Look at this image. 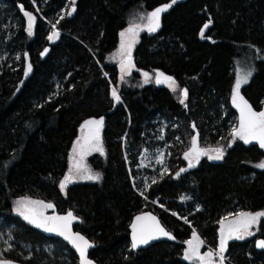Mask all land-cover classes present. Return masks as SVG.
Listing matches in <instances>:
<instances>
[{
	"label": "trees",
	"instance_id": "trees-1",
	"mask_svg": "<svg viewBox=\"0 0 264 264\" xmlns=\"http://www.w3.org/2000/svg\"><path fill=\"white\" fill-rule=\"evenodd\" d=\"M170 2L75 0L69 16L71 0H0V231L6 236L0 259L79 264L63 239L15 212L25 197L51 203L52 216L72 210L99 264H194L183 257L194 231L204 251H218L220 221L264 210V168L256 167L264 149L238 138L228 147L237 120L231 101L237 58L252 55L254 72L241 92L254 110L264 107V0L177 1L161 14L156 32L141 33L136 69L121 83L118 65L109 61L121 31L140 10ZM25 12L36 18L31 35ZM52 24L62 32L54 43ZM155 70L174 77L187 98L156 80L139 83L141 71ZM101 117L106 154L90 158L101 179L61 190L81 124ZM192 121L203 144L227 146L222 161L204 158L188 167ZM162 149L164 169L140 165L147 152ZM180 169L187 170L177 177ZM145 210L158 214L177 241L132 249L129 225ZM259 237L264 218L250 239L229 241L226 256L234 264H264Z\"/></svg>",
	"mask_w": 264,
	"mask_h": 264
},
{
	"label": "snow or ice",
	"instance_id": "snow-or-ice-1",
	"mask_svg": "<svg viewBox=\"0 0 264 264\" xmlns=\"http://www.w3.org/2000/svg\"><path fill=\"white\" fill-rule=\"evenodd\" d=\"M177 0H171L168 5L157 8L154 11L147 14V25L145 26L148 32H155L160 26V14L167 11ZM72 7L67 12L70 16L75 12V0H71ZM28 17V34H32L33 22L35 17L28 12H25ZM143 18V17H142ZM63 19V16L60 17ZM58 23V21H57ZM208 24L203 27L207 29ZM57 25L52 24V33L48 36V40L52 41L58 39L60 32L56 30ZM144 30L141 25L133 24L128 27L125 31L120 33L121 43L120 49L117 53L120 57V80L125 79V74L130 75V69L134 66L131 60V49L137 42L139 32ZM201 36H203V30L201 31ZM47 49H45V53ZM28 70H31V65H28ZM27 75V72L25 73ZM252 75L251 70L241 73L237 76L234 91L232 95L233 105L239 109V123L234 127L230 133L232 141L229 142L228 147H231L232 143L238 138L245 144H250L252 142H257L259 147L264 149V110L255 111L252 106L248 103L246 99L241 95L240 89L242 85L247 84ZM145 83L148 82L149 75L144 73ZM167 82L171 87L172 91H176L178 85L174 78L170 76H165L164 73L159 72L156 74V83ZM187 89L181 90V95L184 99L187 98ZM111 95L113 99L117 102L120 101V96L117 93L116 88H112ZM181 100V103L184 102ZM103 118L99 119H89L83 123L81 126V137L76 140L75 145L72 148V167L69 169V173L65 176L64 180L60 183L61 190H64L68 183L72 182L75 178L99 181L101 175L99 173H93L90 168L84 164L85 156L91 154L92 152H99L101 155L104 154V149L102 146V140L100 136L101 129L103 127ZM195 127V125H193ZM214 153V154H210ZM201 155H207L209 159L221 160L224 155V148L217 147L215 149L202 150L197 147V141L194 138L192 141V149L185 153V159L189 161L188 167H194L195 164L193 160L197 163ZM159 163H163L161 158ZM256 167L264 168V162L257 164ZM187 169H180L176 173L178 177L181 172ZM167 169L165 168V172ZM155 182V181H153ZM143 195V193H141ZM16 211L29 223L34 224L38 228H44L48 232H58L65 239L69 240L71 244L78 250L81 264H92V262L87 257V251L93 245L79 233H73L71 230V224L78 218L69 211L64 216H46L44 214V209L53 208L52 204H45L42 201H32L28 199H21L16 202ZM237 218L235 220L228 221L227 224L224 220H228L225 217L224 220L220 221V244L218 251H213L209 249L205 254L200 253V247L203 241L199 239L195 232H193L192 239L186 241L188 245L187 251L184 253V259L188 261H198L199 264H216L215 257L219 258V264H224V252L226 250V245L229 240L237 239L243 240L247 236H251L254 233L251 231L253 225H256L259 218L264 216V212L250 213V212H240L236 214ZM187 222V221H186ZM132 228V249H136L141 245H147L151 240H155L160 236L168 237L169 239H175L167 232L159 223L155 216L151 214L140 215L135 218V222L131 225ZM258 247L264 248V240L258 242ZM0 264H11L10 261L0 260Z\"/></svg>",
	"mask_w": 264,
	"mask_h": 264
},
{
	"label": "rangeland",
	"instance_id": "rangeland-1",
	"mask_svg": "<svg viewBox=\"0 0 264 264\" xmlns=\"http://www.w3.org/2000/svg\"><path fill=\"white\" fill-rule=\"evenodd\" d=\"M177 1H180V0H177ZM147 11L146 10H140L139 11V16H132L131 18H130V24L127 26V28L128 27H130V26H132L133 24H139V25H141V27L144 29V30H142V31H140L139 32V35H138V38H137V42L134 44V46L132 47V49H131V60H132V64L134 65L131 69H130V72H131V74H132V72L136 69V66H135V64H134V61H133V52H134V50H135V47H136V45L138 44V42H139V40H140V38H141V33L143 32V31H147V29H146V25H147V23H148V21H147ZM34 16V15H33ZM143 17V18H142ZM26 18H27V21H28V17L26 16ZM35 22H36V18H35V20H34V22H33V30H34V26H35ZM127 28H125V29H123L122 31H125ZM33 30H32V33H33ZM205 30L206 29H204L203 28V33L205 32ZM121 31V32H122ZM148 32V31H147ZM156 32V31H155ZM148 33H152V32H148ZM120 43H121V37H120V42H119V45H118V47L112 52V53H110V55H109V61L110 62H112V63H115V64H117L118 65V68H119V71H120V57H119V55H117V53H118V51H119V49H120ZM254 68H255V66H254V59H253V57H252V55H249V54H247V55H244V56H242V57H240V58H237V60H236V71H237V76L239 75V74H241V73H244V72H247V71H249V70H251V72H252V74H253V72H254ZM160 71H157V70H155V71H153V72H146V71H141V78H140V84H148V83H151V82H154V80H156V74L157 73H159ZM144 73H148V75H149V79H148V82L147 83H145V76H144ZM163 73V72H162ZM130 74V75H131ZM165 74V73H164ZM107 75V74H106ZM120 75H121V72H120ZM130 75H128V74H125V79L123 80V81H121V83H127L128 82V77L130 76ZM165 76H170V75H168V74H165ZM170 77H172V76H170ZM172 78H174V77H172ZM236 79H237V77H236ZM174 80L176 81V84L178 85V88H177V90L175 91V93L176 94H178V95H180L181 94V88H180V86H179V84H178V82H177V80L174 78ZM236 82V81H235ZM161 85H164V86H167V87H169L170 89H171V87L169 86V84L167 83V82H165V83H160ZM234 86H235V84H234ZM244 85H242V87H243ZM242 87H241V89H242ZM116 88V90H117V93H118V95H120L119 94V88L118 87H115ZM241 89H240V93H241V95H242V92H241ZM172 90V89H171ZM233 91H234V87H233ZM174 92V91H173ZM232 95H233V92H232ZM243 96V95H242ZM245 99V98H244ZM231 101H232V97H231ZM249 103V102H248ZM233 104V103H232ZM234 106V105H233ZM234 108H235V110H236V114H235V118L237 119V120H235V123H234V125H233V127H232V129L234 128V127H236L237 125H238V123H239V115H240V113H239V109H237L235 106H234ZM262 110H264V107H263V109ZM256 111V110H255ZM194 134V133H193ZM193 137V136H192ZM101 140H102V146H103V149H104V154L103 155H101L99 152H92L91 154H89V155H87V156H85V158H84V164L88 167V168H90L91 169V171L93 172V173H97L94 169H93V166L91 165V160H90V158L93 156V155H95V154H98V155H101V156H105V154H106V151H105V147H104V142H103V139H102V137H101ZM252 143H254V142H252ZM257 143V142H256ZM125 145V142H124V144H123V146ZM192 146V139H191V142H190V146H189V148H188V152H189V149H190V147ZM200 146L201 147H203V149L204 150H208V151H210L211 149H215V148H217V147H223L224 148V155H223V158H224V156H225V154H226V150H227V146L225 145V144H220V145H215V146H209V145H207V144H203L202 143V141H201V139H200ZM124 151H125V148H124ZM210 154H214V153H211L210 152ZM163 159V163H159L158 161L160 160V159ZM204 158H207V159H209V157L207 156V155H204V157H203V159ZM222 158V159H223ZM164 159H165V149H162V150H159V151H157L156 153H154V154H152V153H146L145 155H144V159H142L141 160V162H140V165L142 166V167H148V168H156L158 165H163V169H164V164H165V161H164ZM222 159L221 160H214V159H209V160H212V161H222ZM196 161L195 160H193V163H195ZM264 162V161H263ZM189 163V162H188ZM262 163V162H261ZM72 167V151H71V155H70V164H69V169ZM164 170H162V171H160V172H163ZM68 173H69V171H68ZM68 175V174H67ZM81 182H96V181H93V180H86V179H80V178H75V179H73V181L72 182H70V183H68L67 185H69V184H72V183H81ZM21 199H28V200H32V201H42V200H38V199H34V198H29V197H25V198H20V199H17V201L18 200H21ZM16 201V202H17ZM42 202H44L45 204H51V203H49V202H45V201H42ZM16 207H17V205H16V203H15V206H14V210H15V212L18 214V215H20L17 211H16ZM52 208H48V209H44V214L46 215V216H52L55 212H53L52 210H51ZM240 212H250V213H253V214H255V213H259V212H264V210H259V211H254V212H252V211H240ZM239 212V213H240ZM21 216V215H20ZM22 217V216H21ZM237 218V216L236 215H234V216H230V217H228V220H224V223L225 224H227L228 223V221H230V220H235ZM262 218H264V216H262V217H260L259 218V221H258V223L256 224V225H253V227H252V229H251V231L254 233L253 235H251V236H247L245 239H243V240H247V239H250L251 237H253L255 234H256V232H257V229H258V226H259V224H260V221H261V219ZM27 221V220H26ZM28 222V221H27ZM30 224H32V223H30ZM32 225H34V224H32ZM35 226V225H34ZM42 229H44V228H42ZM220 229H221V225H220ZM195 233H196V235L199 237V239L200 240H202L201 239V237L199 236V234L196 232V231H194ZM192 237H193V233H192V235H191V237L188 239V240H190V239H192ZM219 237H220V231H219ZM6 239V236H5V233L4 232H2V231H0V241H2V240H5ZM188 240H186V241H188ZM232 240H237V239H232ZM185 241V242H186ZM229 241H231V240H229ZM228 241V242H229ZM227 242V243H228ZM185 245H186V248H185V250H184V253L187 251V248H188V245L185 243ZM205 245V243L203 242V244H202V246L200 247V253L201 254H205L206 252H208L209 250H207V251H204L203 250V246ZM208 249H211V248H208ZM226 252H227V245H226V250H225V252H224V255L226 256ZM183 257H184V255H183ZM227 257V256H226ZM227 260H230L228 257L226 258ZM191 262H195V263H197V264H199V262L198 261H191Z\"/></svg>",
	"mask_w": 264,
	"mask_h": 264
},
{
	"label": "water",
	"instance_id": "water-1",
	"mask_svg": "<svg viewBox=\"0 0 264 264\" xmlns=\"http://www.w3.org/2000/svg\"><path fill=\"white\" fill-rule=\"evenodd\" d=\"M166 5H168V4H166ZM163 6H165V5H163ZM162 6V7H163ZM169 9V8H168ZM167 9V10H168ZM165 12V11H164ZM164 12H162V13H164ZM161 13V14H162ZM161 14H160V16H161ZM57 30V29H56ZM59 31V30H58ZM60 32V31H59ZM61 33L62 32H60V36H59V38L58 39H56V42L60 39V37H61ZM55 41H51V43H54ZM103 118V121H104V123H105V117H102ZM89 119H98V118H89ZM89 119H86L85 121H87V120H89ZM84 121V122H85ZM83 122V123H84ZM83 123L81 124V126L83 125ZM104 123H103V125H104ZM193 125H195V127H193ZM81 126H80V131H81ZM191 128H192V130H193V137H192V141H193V139L195 138L196 139V141H197V147L199 148V149H202V150H204L203 149V147H201L200 146V132H199V129H198V127L196 126V124H195V122H191ZM192 149V146L190 147V149H189V151ZM203 157H204V155H201L200 157H199V161H198V163L203 159ZM69 211H71L72 213H73V211L72 210H69ZM69 211H67V212H65V213H62V214H56L55 216H64V215H66ZM146 214H151L152 216H155L156 218H157V220L159 221V223H160V225L167 231V232H169L170 234H171V236H173V237H175V239H169L168 237H165V236H160L159 238H157V239H155V240H151L147 245H141V246H139L138 248H136V249H134V250H140V249H145V248H148L149 246H151L152 244H154V243H156V242H159V241H169V242H176L177 241V238H176V236L174 235V233L173 232H171V231H169L168 229H167V227L162 223V221H161V219H160V217H159V215L158 214H156L155 212H153V211H150V210H145V211H142V212H139V213H137L136 215H134V217H133V219H132V221H131V223H130V225H129V230H130V239H131V243H132V228H131V225L135 222V218L137 217V216H140V215H146ZM73 215H74V213H73ZM75 216V215H74ZM76 221L77 220H75V221H73L72 222V224H71V230H72V232L73 233H79L80 235H83L91 244H92V241L89 239V237H87L84 233H82L81 231H79V230H77L76 228H75V224H76ZM45 233L47 234V235H49V236H52V237H56V238H60V239H63L75 252H76V254H77V256H78V261H79V264H81V259H80V255H79V252H78V250L71 244V242L69 241V240H67V239H65V237L64 236H61L58 232H48V231H46L45 230ZM261 240H264V237H259V238H257L256 239V241H255V247H256V249L258 250V251H264V248H261V247H258V242L259 241H261ZM91 249H92V247L91 248H89L88 249V251H87V257H88V259L92 262V264H99L98 262H96L93 258H91L90 257V251H91ZM0 260H4V261H10L11 262V264H25V263H22V262H19V261H16V260H11V259H0ZM216 264H219V261H216ZM224 264H231V263H229V262H227V261H225L224 260Z\"/></svg>",
	"mask_w": 264,
	"mask_h": 264
},
{
	"label": "flooded vegetation",
	"instance_id": "flooded-vegetation-1",
	"mask_svg": "<svg viewBox=\"0 0 264 264\" xmlns=\"http://www.w3.org/2000/svg\"><path fill=\"white\" fill-rule=\"evenodd\" d=\"M101 133H102V129H101V132H100V136H101ZM81 135H82V133H81V131H80V135H79V138L81 137ZM195 164V163H194ZM194 264H197V263H195V262H193Z\"/></svg>",
	"mask_w": 264,
	"mask_h": 264
},
{
	"label": "built area",
	"instance_id": "built-area-1",
	"mask_svg": "<svg viewBox=\"0 0 264 264\" xmlns=\"http://www.w3.org/2000/svg\"><path fill=\"white\" fill-rule=\"evenodd\" d=\"M232 263V262H231ZM233 264V263H232Z\"/></svg>",
	"mask_w": 264,
	"mask_h": 264
}]
</instances>
